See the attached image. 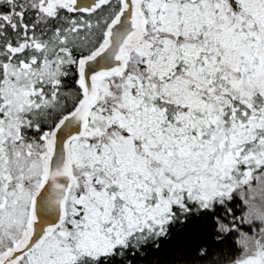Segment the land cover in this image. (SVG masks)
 Listing matches in <instances>:
<instances>
[{"label": "snow or ice", "instance_id": "6c2138e0", "mask_svg": "<svg viewBox=\"0 0 264 264\" xmlns=\"http://www.w3.org/2000/svg\"><path fill=\"white\" fill-rule=\"evenodd\" d=\"M194 220L175 264H264V0H0V264H136Z\"/></svg>", "mask_w": 264, "mask_h": 264}, {"label": "trees", "instance_id": "16d2710c", "mask_svg": "<svg viewBox=\"0 0 264 264\" xmlns=\"http://www.w3.org/2000/svg\"><path fill=\"white\" fill-rule=\"evenodd\" d=\"M202 234L207 243L211 244L212 234L210 226L201 220H194L191 223L183 226V230L179 227L174 229L170 238L161 243L160 247L142 249L136 259V264H175L177 260H195L196 257L191 251L189 237ZM230 240H226L222 245H219L214 251L227 253Z\"/></svg>", "mask_w": 264, "mask_h": 264}, {"label": "rangeland", "instance_id": "374dc122", "mask_svg": "<svg viewBox=\"0 0 264 264\" xmlns=\"http://www.w3.org/2000/svg\"><path fill=\"white\" fill-rule=\"evenodd\" d=\"M228 250L230 251V248H228ZM229 251H228V252H229Z\"/></svg>", "mask_w": 264, "mask_h": 264}]
</instances>
